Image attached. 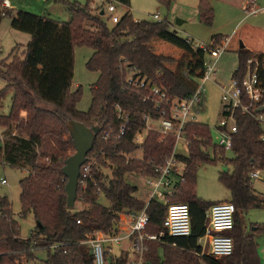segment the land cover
<instances>
[{"label": "trees", "instance_id": "trees-1", "mask_svg": "<svg viewBox=\"0 0 264 264\" xmlns=\"http://www.w3.org/2000/svg\"><path fill=\"white\" fill-rule=\"evenodd\" d=\"M3 1L0 0V24L5 17L10 18L11 29L28 34L31 39L22 49L21 58L14 56L9 63L0 62V79L6 84L0 90V102L8 92L13 94L9 114L0 116L5 137L0 144V162L26 171L27 176L19 182L20 216L32 215L36 227L28 239L19 238L11 203L6 197H0V246L4 249L0 264L34 260V252L41 249L47 251L42 264H94L89 248L83 244L86 235L92 231L109 233L117 227L119 214L142 210L145 199L135 195L137 188L129 182L130 174H152V166L169 158L174 147L173 138L159 142V134L149 132L141 147V160L126 163L122 157L113 155V150L129 154L137 149L131 140L141 125L139 116L151 111L150 105L142 103L137 93L125 87V65L135 67L141 76L163 88L169 98H185L194 91L204 56L191 48L186 49L179 60L156 54L153 47L165 35L168 24L163 20L136 21L129 10L119 16L118 23L108 27L103 19V8H91L92 0L85 5L56 0L69 14L67 22L23 11L13 13L3 8ZM107 1L129 7V0ZM197 15L201 24L212 26L211 0H199ZM221 39L218 35L211 37L216 45ZM77 46L92 50L85 66L98 75L89 89L91 107L86 113L76 109L81 90L71 91L74 48ZM237 58V68L231 78L241 80L246 74L247 61L254 58L259 63L258 78L264 84V53L242 48L237 51ZM115 105L128 111L133 121L124 142L113 149L101 141L100 134L108 125L116 124ZM261 105L264 107V98ZM235 119L237 132L232 136L231 160L225 158L222 148L212 143L207 125H187L189 146L186 153L176 154L177 161L184 165L183 181L169 204L188 207L190 235L166 238V244L146 241L143 264H260L253 235L264 233V226L253 228V235H246L241 228V215L264 207V198L252 189L249 178L251 172L264 170V143L256 138L262 129L250 115L239 110ZM70 121L96 128L93 147L87 156L102 150L104 159L114 165L110 179L94 169L92 177L97 186L93 187L90 182L85 192L77 190L76 201L81 196L80 202L85 207L78 212L67 207V179L62 174L65 160L74 152L69 136ZM97 160L106 166L103 158ZM217 161L232 167L231 174L220 173L218 181L230 194L227 202L235 208L234 226L228 234L233 241V251L221 259L199 257L197 245L198 238L204 234L205 211L213 204L197 199V168ZM97 188L108 201L107 207L98 202L94 193ZM165 211L166 205L161 202L148 204L146 233L157 234L162 229ZM57 243L65 244L62 249L65 252L48 250ZM159 248L163 251L162 259L158 256ZM127 260L128 253L123 252L117 257H106V264H126Z\"/></svg>", "mask_w": 264, "mask_h": 264}, {"label": "built area", "instance_id": "built-area-1", "mask_svg": "<svg viewBox=\"0 0 264 264\" xmlns=\"http://www.w3.org/2000/svg\"><path fill=\"white\" fill-rule=\"evenodd\" d=\"M256 0H246V8L252 6L248 13L255 12L254 4ZM114 2H108L106 10L109 20L116 24L120 17L113 14L115 7ZM3 8L8 9L7 0L2 3ZM153 20L160 22L161 18L158 13L152 16ZM185 42L196 51L204 56L199 79L195 85L193 93L185 98H169L166 91L160 86L151 83L135 67H126L124 69L125 87L137 93L140 101L150 105L151 111L142 112L139 116L140 127L134 132L131 143L137 149L129 154L115 152L114 156L122 157L126 163L132 160H141L142 145L149 132L159 134V142L168 137L173 138L174 147L171 156L162 164L153 165L152 174H143L133 172L130 177H137L143 182L141 186L133 184L138 190H142V196L145 199V205L138 212H126L119 214L117 219V227L115 230L104 233L102 231H92L86 235L83 242L90 250L91 258L94 264H106V257L115 255V249L120 248L123 244L127 245V249L131 252V259L126 264H143V254L146 252V241L166 244L167 239L172 237H188L190 235V213L186 205L169 204L170 198L174 195L179 184L183 181L184 165L177 161L176 150L180 142H183L185 150L189 146L186 138V127L188 124L199 123L197 118L202 112L205 99V84L211 82L217 71V61L225 52L229 38L220 41L218 45L210 40L208 44L194 42L191 38H187ZM258 60L250 58L247 61L246 74L241 80L231 78L227 86L221 88L220 94V120L213 127L216 132L217 144L211 135L212 143L225 152L232 149V136L237 132L235 113L239 110L242 114H248L256 121L262 132L257 134L258 142L264 143V111L257 110L264 98V84L259 80L257 71ZM187 72H185V75ZM116 115V124L108 125L100 134L101 141L106 145H111L114 149L124 142L125 136L131 129V114L124 110L121 106H114ZM210 130V128H209ZM4 135L0 134V144L4 142ZM138 153V155H137ZM89 154V153H88ZM103 158L105 165L98 163V158ZM105 152L100 150L93 152L86 157V162L81 166L79 177L77 180V190L85 192L88 184L92 182L93 187L97 184L92 177L93 170H97V174H102L107 178H111V170L114 165L108 161ZM107 171V172H106ZM250 180L259 178V171H253L249 175ZM2 185L7 184L5 180H1ZM139 187V188H138ZM95 195L103 197L100 188L95 190ZM77 197V196H76ZM80 196L78 201L81 204ZM151 201L161 202L166 205L165 216L162 221V229L157 234L146 233V227L149 221L146 212L147 206ZM75 202V204H76ZM235 208L230 202L213 203L205 211V227L204 234L198 238L197 245L200 247L199 257L210 256L214 259H221L230 256L233 251V241L228 235L234 226ZM81 224L80 221H76ZM65 246L64 243H57L49 246L51 252H58ZM4 249L0 246V255ZM62 252H65L62 250Z\"/></svg>", "mask_w": 264, "mask_h": 264}, {"label": "rangeland", "instance_id": "rangeland-1", "mask_svg": "<svg viewBox=\"0 0 264 264\" xmlns=\"http://www.w3.org/2000/svg\"><path fill=\"white\" fill-rule=\"evenodd\" d=\"M14 4L20 7V11L30 12L35 15H41L43 13L51 12L53 9H57V14H54L55 20L59 22H67L69 20V14L65 7L56 0H47V2H40V0H12ZM33 1V2H31ZM39 1L41 4L38 7ZM70 3H76L79 5H85L88 0H66ZM30 3V4H29ZM91 8H103L105 15L103 19L108 27H112L114 24L108 19L109 14L106 10L107 2L105 0H92L90 4ZM211 5L214 10V18L212 26L207 27L201 24L198 20L197 15V0H134L133 4L129 5V11L133 19L139 21H152V14L158 13L161 20L168 24L167 30L163 38L158 40L153 47L156 54H162L165 56L176 57L183 50L191 48L185 40L187 38H192L194 42H200L203 44H208L211 40V35H217V26L228 20L226 16L227 9L221 0H211ZM22 7V8H21ZM116 15H124L126 13V7L120 4H114ZM19 9V8H18ZM114 13V14H115ZM58 15V16H56ZM181 20L183 23L177 26L176 20ZM0 45H3V52L7 53L13 47L7 40H3ZM11 46V48H9ZM192 50H195L193 47ZM22 49H14L7 57L0 58V62L9 63L14 56L21 58ZM225 55V56H224ZM224 56V57H223ZM220 58L221 61L219 65V72L225 74L223 78L229 80L232 74L229 75L230 68L233 69L237 67L236 56L234 53H223ZM91 57V49L86 46H77L74 48V68L73 77L71 82V91L77 89L81 90V97L76 105V109L79 112L86 113L91 107V96L89 89L97 81V73L90 72L86 69V62ZM238 61V60H237ZM236 63V64H235ZM233 67V68H232ZM235 69V68H234ZM219 73V76H220ZM233 73V72H231ZM2 82L0 80V87H2ZM207 93L204 99V106L201 114L197 118L199 123L205 124L210 128L211 135L214 139V144H217L216 132L213 127L216 126L220 120V99L219 94L210 83L205 85ZM10 97L11 92H8L3 99V103L0 109L1 113L9 114L10 111ZM4 129L0 127V134L3 135ZM176 153H186L185 146L183 142H180ZM138 155V153H137ZM212 158V157H211ZM225 158L231 160L233 158L232 152H226ZM107 172V171H106ZM231 174L232 167L228 164H223L221 162L205 163L197 168L196 173V185L195 192L197 197L201 199L202 202L211 204L216 202H223L230 200L229 192L220 184L218 181V176L220 173ZM259 179H253L250 181L252 189L261 197L264 198V170H259ZM27 176L26 171L18 170L9 167L6 164L0 162V181L5 180L7 184L2 185L0 183V197H6L11 203V209L13 217L18 224L19 238L28 239L31 235V231L36 227V223L32 215H27L25 218L20 216L21 206L19 201L20 196V186L19 182L21 179ZM129 182L141 186L143 189V182L137 177H129ZM139 188V187H138ZM136 192V196L143 198L142 190ZM98 202L104 206H108V201L104 197H99ZM85 207L76 202L72 209L73 212H78L83 210ZM241 228L242 231L249 235L252 233L253 228L264 226V207L251 209L246 211L241 215ZM262 234V233H261ZM264 235V234H262ZM126 246L123 244L121 247ZM118 249H115V254H117ZM158 256L160 259L163 257V251L161 248L158 250ZM262 260L264 261V251ZM47 258L46 250H37L34 252V260L24 262L23 264H42Z\"/></svg>", "mask_w": 264, "mask_h": 264}, {"label": "crops", "instance_id": "crops-1", "mask_svg": "<svg viewBox=\"0 0 264 264\" xmlns=\"http://www.w3.org/2000/svg\"><path fill=\"white\" fill-rule=\"evenodd\" d=\"M105 1L108 4V1L107 0H105ZM197 1L199 2V0H197ZM221 1L224 3L225 8L227 9L226 16L228 17V20L217 26V35L222 37L221 40H223L225 38H229V42L227 44V48H226L225 52L234 53L236 58H237V51L239 49H241L240 44H242L243 49H246V50H249V51L255 52V53H264V0H256L255 1V4H254L255 12H253V13H248V10H251L252 6H249L247 8V11L245 10L246 0H221ZM7 2L9 5L8 9L11 10L13 13L20 11V7H17L18 5L14 4L12 0H7ZM31 2H33V1H31ZM40 2L44 3V2H47V0H40ZM40 2L37 1L38 7L41 4ZM133 2H134V0H131V4H133ZM114 4H115V2L113 3V5ZM129 5H130V0H129ZM126 10H129V7ZM57 12H58V10L55 8V9L51 10L50 13L49 12L43 13L39 16H44L47 18L54 19L55 18L54 14H57ZM114 13H115V11H114ZM56 16H58V15H56ZM136 21H139V20H136ZM181 22L183 23V21H181ZM177 26H179V25H177ZM212 36H214V35H211V37ZM5 39L7 40V43H10L11 46H13V47L11 48V46H10L9 47V48H11L10 51L5 53V52H3V45H0V58H3V59L5 57H7L16 47H21V49H24L26 47V45L29 43L31 38H30V35H28V34L21 33V32H18V31L11 29V20H10V18L5 17L0 24V44ZM187 49H189V48H187ZM185 51H186V49L183 50L181 53H179L178 56H176L174 58H176L178 60L181 59L182 55L185 54ZM225 52H224V54H225ZM91 55H92V50H91ZM222 56H223V54L219 57V59L217 61V71H216V74H215L213 80L211 82L206 83V84L210 83V85H213L214 88H216V90L219 94V99H220V94H221V88L223 86H227L229 84L230 79H231V77H230L229 80L227 79L224 81L223 78L226 75L223 73L221 74L219 72V65L221 63V61H219V60ZM237 60H238V58L236 59V62H238ZM234 68L233 69L230 68L229 75L232 74L231 72H234L237 67L235 66ZM172 69H175V68H172ZM219 73H220V76H219ZM1 82L3 84H2V87H0V90L3 89L6 85L3 80H1ZM206 93H207V90L205 87V95H206ZM3 99L0 102V109H1V106L3 103ZM12 100H13V94L11 93L10 109H11ZM7 115L8 114H4V113L0 112V116H7ZM259 177H260V173H259ZM262 234H264V233H262ZM262 234H257L256 236H254L252 233V235L256 241V244H257V253H258L260 264H264V261L262 260V257H261V256H263V251H264V235H262ZM123 252L128 253V259L133 258L131 252L127 249V245L123 246V248L122 247L118 248V250L116 252L117 254H115V255L120 256Z\"/></svg>", "mask_w": 264, "mask_h": 264}, {"label": "water", "instance_id": "water-1", "mask_svg": "<svg viewBox=\"0 0 264 264\" xmlns=\"http://www.w3.org/2000/svg\"><path fill=\"white\" fill-rule=\"evenodd\" d=\"M181 23L180 20H176L175 24L180 25ZM240 48H243L242 44H240ZM257 111H264V107H260ZM96 133V128H88L76 121L69 122V136L72 140L74 152L65 160L62 168V174L67 179L65 192L67 196V207L69 209L75 205L79 171L81 166L86 162L88 153L92 150ZM197 199L199 201L201 200L199 197Z\"/></svg>", "mask_w": 264, "mask_h": 264}]
</instances>
